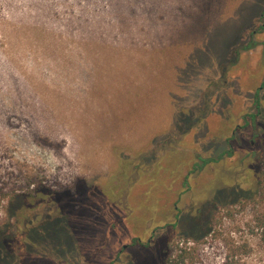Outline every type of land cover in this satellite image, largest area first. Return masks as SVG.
I'll use <instances>...</instances> for the list:
<instances>
[{
  "label": "rangeland",
  "instance_id": "obj_1",
  "mask_svg": "<svg viewBox=\"0 0 264 264\" xmlns=\"http://www.w3.org/2000/svg\"><path fill=\"white\" fill-rule=\"evenodd\" d=\"M263 84L264 0H0V264H264Z\"/></svg>",
  "mask_w": 264,
  "mask_h": 264
},
{
  "label": "trees",
  "instance_id": "obj_2",
  "mask_svg": "<svg viewBox=\"0 0 264 264\" xmlns=\"http://www.w3.org/2000/svg\"><path fill=\"white\" fill-rule=\"evenodd\" d=\"M253 44H250V45H247V46H243L242 47V49L241 50H244V51H247V50H250L251 48H253ZM262 89H264V84H263V87H262ZM261 89V90H262ZM261 92H260V90L259 91H257L256 93H255V103H256V107H257V110H258V114L257 115H255V116H252V118L253 119H256L257 117H261L263 120H264V110H263V108H262V106H261ZM225 154H228V152H225L223 155H225ZM223 155H221V157L223 156ZM220 157V158H221ZM218 161V159H208V160H202V164L201 165H197L196 166V168H197V170H202L206 165H208L209 163H212V162H217ZM44 194V193H43ZM263 225L264 224H262L261 222H260V225H258L260 228H264L263 227ZM202 237H204L203 235H200V234H198L197 236H193L192 237V240H194V241H198V240H200ZM187 255H188V253H187V249L186 250H182L181 251V254H179V255H177L176 256V260L174 259V260H172V254H170V256L167 258V264H182V263H184L185 262V260H186V258H187Z\"/></svg>",
  "mask_w": 264,
  "mask_h": 264
}]
</instances>
